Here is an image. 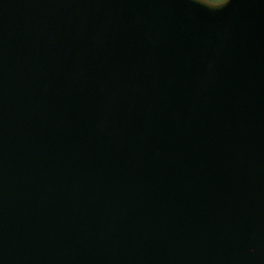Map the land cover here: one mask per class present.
Here are the masks:
<instances>
[{"label":"water","instance_id":"water-1","mask_svg":"<svg viewBox=\"0 0 264 264\" xmlns=\"http://www.w3.org/2000/svg\"><path fill=\"white\" fill-rule=\"evenodd\" d=\"M0 264H264V0H0Z\"/></svg>","mask_w":264,"mask_h":264},{"label":"trees","instance_id":"trees-1","mask_svg":"<svg viewBox=\"0 0 264 264\" xmlns=\"http://www.w3.org/2000/svg\"><path fill=\"white\" fill-rule=\"evenodd\" d=\"M214 2H220V1H222V0H213Z\"/></svg>","mask_w":264,"mask_h":264},{"label":"rangeland","instance_id":"rangeland-1","mask_svg":"<svg viewBox=\"0 0 264 264\" xmlns=\"http://www.w3.org/2000/svg\"><path fill=\"white\" fill-rule=\"evenodd\" d=\"M207 1L214 2L213 0H207Z\"/></svg>","mask_w":264,"mask_h":264}]
</instances>
